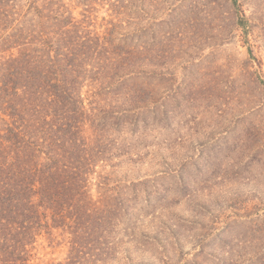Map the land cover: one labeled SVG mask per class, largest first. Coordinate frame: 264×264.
<instances>
[{
    "label": "rangeland",
    "instance_id": "1",
    "mask_svg": "<svg viewBox=\"0 0 264 264\" xmlns=\"http://www.w3.org/2000/svg\"><path fill=\"white\" fill-rule=\"evenodd\" d=\"M111 3L141 35L143 77L116 102H138L140 119L114 132L124 211L83 263L264 264V0ZM65 258L46 248L37 262Z\"/></svg>",
    "mask_w": 264,
    "mask_h": 264
},
{
    "label": "trees",
    "instance_id": "2",
    "mask_svg": "<svg viewBox=\"0 0 264 264\" xmlns=\"http://www.w3.org/2000/svg\"><path fill=\"white\" fill-rule=\"evenodd\" d=\"M97 1L0 0V264H44L39 252L61 246L48 264H84L124 211L114 132L140 113L116 102L143 77V43L111 0L97 21Z\"/></svg>",
    "mask_w": 264,
    "mask_h": 264
}]
</instances>
